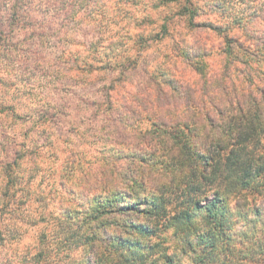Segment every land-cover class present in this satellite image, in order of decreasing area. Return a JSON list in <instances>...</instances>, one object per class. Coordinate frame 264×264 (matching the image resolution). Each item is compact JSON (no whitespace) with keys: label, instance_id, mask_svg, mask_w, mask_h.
<instances>
[{"label":"clouds","instance_id":"clouds-1","mask_svg":"<svg viewBox=\"0 0 264 264\" xmlns=\"http://www.w3.org/2000/svg\"><path fill=\"white\" fill-rule=\"evenodd\" d=\"M0 264H264V0H0Z\"/></svg>","mask_w":264,"mask_h":264}]
</instances>
